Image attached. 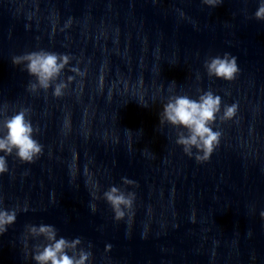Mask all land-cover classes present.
<instances>
[{
	"label": "clouds",
	"instance_id": "clouds-1",
	"mask_svg": "<svg viewBox=\"0 0 264 264\" xmlns=\"http://www.w3.org/2000/svg\"><path fill=\"white\" fill-rule=\"evenodd\" d=\"M208 6L215 7L221 0H203ZM255 19L264 21V2H262L254 14ZM71 57L67 54H58L45 50L33 51L20 56H14V65L25 64V70L30 76L36 78L35 83H30L29 89L35 92L38 88L48 90L54 86L53 95H63L67 83L56 81L63 70L69 65ZM205 68L210 77L232 81L240 71L237 59L228 53L223 57L216 56L205 61ZM81 75L75 67L69 69ZM73 77H68L71 82ZM174 83V82H173ZM221 97L211 90L201 94L198 99H192L187 95H172L163 104L160 112V125L168 123L178 129H183L177 134L176 143L182 146L188 156H193V149L197 150L195 159L197 162L207 161L220 142L221 133L213 131V124L221 111ZM147 107V105H143ZM237 112V105L225 106L221 121L231 120ZM28 109H21L17 113L6 116L0 121V174L8 171L6 156L15 153L16 157L24 163H32L43 152V146L33 138L38 129H34L28 118ZM124 184H132L133 181L124 179ZM104 199L111 205L115 219L121 220L125 216L123 209H131L134 201V193H125L116 186L103 194ZM95 211V205L92 206ZM264 216V213L261 214ZM16 221V211L0 208V235L4 234L8 226ZM28 235L33 238L43 237L45 243L35 247L32 259L36 264H87L91 253L83 249L78 250L81 244L80 238L68 240L64 237L57 238V229L52 225L41 224L29 226Z\"/></svg>",
	"mask_w": 264,
	"mask_h": 264
}]
</instances>
